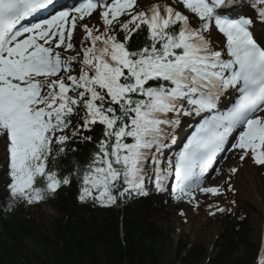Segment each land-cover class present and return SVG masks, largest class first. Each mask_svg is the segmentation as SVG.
I'll return each instance as SVG.
<instances>
[{
	"label": "snow or ice",
	"instance_id": "6c2138e0",
	"mask_svg": "<svg viewBox=\"0 0 264 264\" xmlns=\"http://www.w3.org/2000/svg\"><path fill=\"white\" fill-rule=\"evenodd\" d=\"M55 9L56 0H0L5 211L74 182L81 204L106 209L153 191L198 206L197 194H223L204 183L226 150L264 167V0Z\"/></svg>",
	"mask_w": 264,
	"mask_h": 264
},
{
	"label": "trees",
	"instance_id": "16d2710c",
	"mask_svg": "<svg viewBox=\"0 0 264 264\" xmlns=\"http://www.w3.org/2000/svg\"><path fill=\"white\" fill-rule=\"evenodd\" d=\"M90 150L80 145L81 154ZM1 160L0 150V264H258L264 254V240H254L261 216L244 201L224 212L221 231L206 247L170 228L178 202L169 193L106 209L81 204L74 182L55 199L5 211L10 178ZM42 204L57 217L35 218L33 208ZM173 234L180 236L176 243Z\"/></svg>",
	"mask_w": 264,
	"mask_h": 264
},
{
	"label": "rangeland",
	"instance_id": "374dc122",
	"mask_svg": "<svg viewBox=\"0 0 264 264\" xmlns=\"http://www.w3.org/2000/svg\"><path fill=\"white\" fill-rule=\"evenodd\" d=\"M255 33L258 36H264L261 30ZM2 159L6 161L4 144ZM6 169H8L7 164ZM232 169H237V171L233 174ZM205 182V187H220L223 194L217 196L197 194L198 206L196 202H188L182 207H174L171 222L168 224L170 228L177 229L182 234V239L190 238L194 244H202L205 247L211 244L217 233L221 231V212H216L215 215H211L210 212L215 211L216 206L225 208L229 205L232 197L228 189L233 182L237 187V198L244 200L246 205L251 206L261 216L259 229H254V240L261 241L264 234V167L255 165L251 160L241 161L238 152L229 149L218 156L213 168L207 173ZM33 209L35 218L41 216L50 220L57 217V213L47 206L41 205ZM179 237L173 234L171 239L176 243Z\"/></svg>",
	"mask_w": 264,
	"mask_h": 264
}]
</instances>
